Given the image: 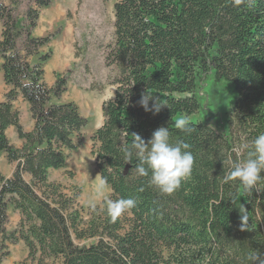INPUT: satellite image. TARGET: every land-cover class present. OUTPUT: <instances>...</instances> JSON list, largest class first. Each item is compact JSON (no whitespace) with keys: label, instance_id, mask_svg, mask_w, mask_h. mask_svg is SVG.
<instances>
[{"label":"trees","instance_id":"16d2710c","mask_svg":"<svg viewBox=\"0 0 264 264\" xmlns=\"http://www.w3.org/2000/svg\"><path fill=\"white\" fill-rule=\"evenodd\" d=\"M51 1L31 0L21 21L19 0L0 1L6 86L0 153L14 165L11 177L0 175V263L19 242L25 262L33 264H250L252 250L264 253V179L249 193L222 180L231 168L229 157L237 159L233 149L246 157L251 141L264 133V0H112L114 43L104 64L113 72L114 95L91 136L92 156L99 178L108 183V198L136 204L115 220L99 205L86 223L73 209L76 195L67 197L49 181L51 172L66 168L87 125L74 103L53 102L66 92L68 79L44 82L52 36L36 37L33 30ZM209 72L236 92L226 133L189 119L199 109L201 76ZM145 91L165 107L145 112L138 103ZM19 96L30 108V132L12 108ZM180 118L190 133L175 127ZM11 126L20 148L6 138ZM159 127H168L171 142H187L194 157L191 175L170 195L137 177L135 157L126 164L121 151L133 133L147 142ZM240 205L247 212L245 231ZM10 208L21 218L7 232Z\"/></svg>","mask_w":264,"mask_h":264},{"label":"rangeland","instance_id":"374dc122","mask_svg":"<svg viewBox=\"0 0 264 264\" xmlns=\"http://www.w3.org/2000/svg\"><path fill=\"white\" fill-rule=\"evenodd\" d=\"M0 1L9 3V0ZM19 3L16 17L21 21L32 3L31 0H19ZM33 35L52 36L48 45L51 59L44 67V82L51 83L58 76L68 79L66 92L53 102H72L87 119L81 142L67 159L66 168L51 172L49 176L50 182L61 186L64 195L70 198L76 195L73 209L86 223L93 208L85 203V196L100 180L92 156L91 136L102 124L103 105L114 95V87L109 83L113 72L104 64L105 53L114 43V2L52 0L49 7L40 11ZM197 98L199 109L189 119L226 133L236 99L234 87L226 81H216L213 72H209L201 76ZM109 195L106 189L105 196ZM25 260L26 248L19 242L9 247V256L0 264H33Z\"/></svg>","mask_w":264,"mask_h":264},{"label":"clouds","instance_id":"9594fccd","mask_svg":"<svg viewBox=\"0 0 264 264\" xmlns=\"http://www.w3.org/2000/svg\"><path fill=\"white\" fill-rule=\"evenodd\" d=\"M245 0H235L236 5L244 3ZM250 3L251 0H248ZM151 102V107L149 106ZM145 112L158 113L162 107L158 96L144 92L138 101ZM175 127L182 133L192 131L186 119L180 118L176 121ZM168 127H159L153 133L151 138L145 142L139 134L133 133V140L124 145L121 149L126 164L132 163L136 159L135 173L139 178H147V183L156 189L159 193L170 195L177 190L181 182L187 179L192 172L194 157L191 153L190 145L182 139L175 143L170 140ZM247 148V145H245ZM237 159L229 157L231 168L226 175L222 177L224 183L235 181L239 187L249 193L264 179L261 175L264 172V133L257 135L251 141V148L247 151L246 157H241V149L235 148ZM108 183L106 179L101 178L91 193L85 196V203L95 209L100 204L104 211L112 220H115L125 212L135 207L136 201L132 198H119L113 200L105 196ZM240 212V230L247 228V212L243 205ZM250 264H264V253L251 251L248 256Z\"/></svg>","mask_w":264,"mask_h":264},{"label":"crops","instance_id":"0c3cea01","mask_svg":"<svg viewBox=\"0 0 264 264\" xmlns=\"http://www.w3.org/2000/svg\"><path fill=\"white\" fill-rule=\"evenodd\" d=\"M4 4H7L3 2ZM2 27L0 25V39H1ZM54 83V80L51 83H45L47 86H51ZM6 92V86L3 82L2 73L0 72V102L4 100V94ZM13 110L18 114L19 125L22 127L24 132H30L33 129V120L30 113L29 105L23 101V99L19 96L12 103ZM6 138L9 144L15 148H20L22 146V141L18 138L17 131L15 127H9L6 132ZM14 171V165L9 164L6 161L5 155L0 153V175L5 178L11 177ZM20 214L18 212L13 211L11 208L8 210V223L5 226L7 232L13 231L20 221ZM12 222L11 228L9 227ZM9 227V228H8ZM27 256V252H26Z\"/></svg>","mask_w":264,"mask_h":264}]
</instances>
